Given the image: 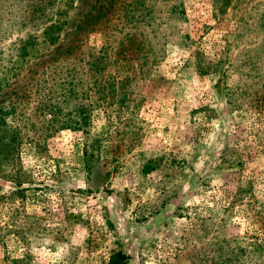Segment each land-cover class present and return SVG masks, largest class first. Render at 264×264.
<instances>
[{
  "label": "rangeland",
  "instance_id": "rangeland-1",
  "mask_svg": "<svg viewBox=\"0 0 264 264\" xmlns=\"http://www.w3.org/2000/svg\"><path fill=\"white\" fill-rule=\"evenodd\" d=\"M0 108V264H264V0H0Z\"/></svg>",
  "mask_w": 264,
  "mask_h": 264
},
{
  "label": "trees",
  "instance_id": "trees-1",
  "mask_svg": "<svg viewBox=\"0 0 264 264\" xmlns=\"http://www.w3.org/2000/svg\"><path fill=\"white\" fill-rule=\"evenodd\" d=\"M102 6H99L101 8ZM106 9V8H105ZM100 12V9L97 11L96 14H94V17H97ZM89 13L82 14L80 20L75 25V32L73 34L72 39L69 40L68 48L70 47H76L77 46V39L78 35L83 33L88 27H90L89 22ZM210 65H212L211 61L208 62L206 66V70L210 69ZM263 92L261 93L262 96ZM247 99L248 96H245ZM235 99V98H234ZM237 100L244 101L243 96H240V98H236ZM6 113L2 108H0V175L2 177L9 176L12 177L17 185V188L13 190L11 193L8 194H1L0 193V206L1 207H8V211L12 210L16 215L20 212V210H23L21 207L24 205L23 200L26 197V191H29L30 188L22 187L23 179L20 174V168H16L14 171L9 172V174L6 171V167L9 164V160L13 159L14 157H18L19 151H20V144L19 140L21 139L20 129L18 127H14L13 129H10L8 125V120L6 119ZM55 119L48 120L50 123H53ZM47 135H50L48 133ZM224 161L227 160V158H223ZM152 161H147L144 165V170L153 169L155 166L152 164L150 165ZM16 199H20V201L16 202ZM22 219H15L10 214L8 215V218L0 223V244H3L4 238L6 237L7 233H11V229H8V226L14 225V233L15 235H18L21 237V229H20V222ZM264 234V232H263ZM262 247L264 248V244L258 243L257 248ZM129 256L121 249L114 252L108 259V261L105 264H126Z\"/></svg>",
  "mask_w": 264,
  "mask_h": 264
}]
</instances>
